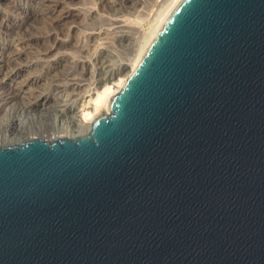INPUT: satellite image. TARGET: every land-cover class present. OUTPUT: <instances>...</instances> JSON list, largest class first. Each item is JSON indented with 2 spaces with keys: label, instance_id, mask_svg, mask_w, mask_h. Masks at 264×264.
<instances>
[{
  "label": "water",
  "instance_id": "95a60500",
  "mask_svg": "<svg viewBox=\"0 0 264 264\" xmlns=\"http://www.w3.org/2000/svg\"><path fill=\"white\" fill-rule=\"evenodd\" d=\"M0 264H264V0H180L88 133L0 147Z\"/></svg>",
  "mask_w": 264,
  "mask_h": 264
},
{
  "label": "bare ground",
  "instance_id": "6f19581e",
  "mask_svg": "<svg viewBox=\"0 0 264 264\" xmlns=\"http://www.w3.org/2000/svg\"><path fill=\"white\" fill-rule=\"evenodd\" d=\"M88 1L0 0V147L88 133L92 121L108 112L110 99L120 91L180 0H164L144 34L137 29L141 23L125 15L130 9L140 14V0H122L115 9H110L108 0L92 6H87ZM6 7L15 9L16 17H6ZM84 15H89L92 25L84 23ZM44 22L49 27L42 32ZM81 32L89 50L77 58L74 51ZM110 39L125 48L117 68L109 65V49L114 46ZM95 54L98 56L92 61ZM94 62L100 70L106 69L98 80ZM77 69L82 71L80 77L75 74ZM64 107V113L72 115L75 129L65 125L57 128L56 121L47 126L45 118Z\"/></svg>",
  "mask_w": 264,
  "mask_h": 264
},
{
  "label": "rangeland",
  "instance_id": "374dc122",
  "mask_svg": "<svg viewBox=\"0 0 264 264\" xmlns=\"http://www.w3.org/2000/svg\"><path fill=\"white\" fill-rule=\"evenodd\" d=\"M88 1V0H87ZM97 1V2H96ZM164 0H140V2H139V0H137V2H139V4L141 5V6H139V11L141 12L140 14H139V12L138 13H136L134 10H132V9H130V10H128L127 12H125V15H126V17L127 18H129L130 20H138L141 24V27H137V29H138V31H139V34L141 33V34H144L145 32H148L149 31V28H151V24L153 23L152 22V20H154L155 18H156V16H157V14L159 13V11L161 10L160 8H162V6H163V2ZM98 2H100L99 0H89L87 3V6H92L93 5V3H97L98 4ZM108 2H109V4H110V9L111 8H113V9H115V8H119L120 7V5L119 4H121L122 3V0H108ZM90 4V5H89ZM114 4V5H113ZM162 5V6H161ZM119 6V7H118ZM3 9V8H2ZM112 9V10H113ZM3 11H4V14H5V16L6 17H10V18H14V17H16V11H15V9H13V8H4L3 9ZM17 13H18V11H17ZM139 17V18H138ZM90 17H89V15H84V19H85V21H84V23L86 24V25H92V21H90V19H89ZM98 22H99V20H98ZM45 25H47L46 24V22H44L43 23V25L41 26V29H43V31L42 32H44V31H47V29H48V25L47 26H45ZM44 26V27H43ZM46 29V30H45ZM78 36H77V40H76V42H77V44H78V46H77V49L74 51V54H76L75 56L77 57V58H79L80 56H81V54H82V52H85V51H87V50H89L88 49V47H87V44H86V37L84 36V32H81V33H78L77 34ZM133 39L135 38V36H133L132 37ZM112 39H110L109 41L110 42H112V44H114V46L113 45H111V48L109 49V52H110V54H111V56L113 57H110L109 59H110V61L112 60V62L109 64V65H111V66H113L114 68H117L118 66H119V56H120V54H122V52L124 51V47L122 48L121 47V45H119V44H117L116 42H113V41H111ZM131 41H133L132 39H131ZM3 42V41H2ZM84 42V43H83ZM86 45V46H85ZM126 45H127V43H126ZM85 47V48H84ZM127 47V46H126ZM85 50V51H84ZM87 54V53H86ZM91 54V53H90ZM92 54H93V52H92ZM91 54V55H92ZM78 55V56H77ZM90 55V56H91ZM97 54H95L93 57H92V61H93V59L94 60H96V58H97ZM95 64H96V66H95ZM96 68V70H95V68ZM98 68V69H97ZM100 66H98L97 65V63H95L94 62V66H93V70H94V72L95 71H97V72H95V75H94V77H95V79H97L98 80V78H99V76L98 75H103L104 73H105V70L106 69H104V71H103V68H105V67H103L101 70H100ZM98 70L100 71V73L98 72ZM81 71V70H80ZM79 71V69H77L76 70V72H75V74L77 75V72H78V75L77 76H81V75H79L81 72ZM104 72V73H103ZM103 73V74H102ZM97 77V78H96ZM94 79V80H95ZM93 87H95V86H92V88ZM66 108L67 107H64L63 109L62 108H59V109H57V112L54 114V115H52V116H49L50 118H45L46 120L44 121L46 124H47V126H49L51 123H53L54 121H56V125H58V126H56L57 128L59 127V125H60V127H61V129L64 127V125H65V128L67 127V126H69V130H70V126H71V128L73 127V123H72V121H73V119H72V115H70V113L67 111L66 113H64V109L66 110ZM58 115V116H57ZM71 116V117H70ZM58 117V119H56V118ZM53 118V119H52ZM54 118H55V120H54ZM44 123V124H45ZM60 123V124H59ZM50 127V126H49ZM44 128V127H43ZM64 128V129H65ZM74 129H75V127H73Z\"/></svg>",
  "mask_w": 264,
  "mask_h": 264
}]
</instances>
